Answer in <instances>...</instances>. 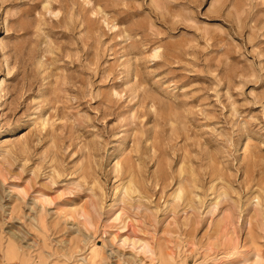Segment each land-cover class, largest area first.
Listing matches in <instances>:
<instances>
[{
  "label": "rangeland",
  "instance_id": "obj_1",
  "mask_svg": "<svg viewBox=\"0 0 264 264\" xmlns=\"http://www.w3.org/2000/svg\"><path fill=\"white\" fill-rule=\"evenodd\" d=\"M0 264H264V0H0Z\"/></svg>",
  "mask_w": 264,
  "mask_h": 264
},
{
  "label": "bare ground",
  "instance_id": "obj_2",
  "mask_svg": "<svg viewBox=\"0 0 264 264\" xmlns=\"http://www.w3.org/2000/svg\"><path fill=\"white\" fill-rule=\"evenodd\" d=\"M243 146H245V144L243 145ZM133 186V185H132ZM131 188H135V187H131ZM124 191V190H123ZM130 191H132V190H130ZM181 192V191H180ZM183 192V191H182ZM134 193H136V190L134 189ZM181 198V197H180ZM92 211H94V209H92ZM70 212V211H69ZM81 212V211H80ZM96 212V211H95ZM90 213V212H89ZM92 214V213H91ZM91 214H88L87 213V211H86V213L84 212L83 213V216H84V219L85 220H87L88 222H90L91 221V219L93 218L92 217V215ZM98 214H99V212H98ZM121 214V213H120ZM74 215H76V214H74ZM94 215H96V214H94ZM92 217V218H91ZM96 217H97V215H96ZM118 217V219L120 218V215H118L117 214V216H116V218ZM68 218V217H67ZM191 218V217H190ZM232 218V217H231ZM95 219V218H94ZM72 220V219H71ZM186 220H188V219H186ZM234 220V219H233ZM117 220L115 219V222H116ZM123 221V220H122ZM86 222V221H85ZM128 222V221H127ZM117 223V222H116ZM188 223V222H187ZM127 224V223H126ZM189 224V223H188ZM235 224V223H234ZM225 226V225H224ZM129 228V227H128ZM123 230V229H122ZM125 230V229H124ZM225 235V234H224ZM138 241V240H137ZM136 241V242H137ZM126 242V241H125ZM139 242V241H138ZM147 244H148V242H147ZM140 249V248H139ZM144 249H148V250H150V252H152V249L148 246H145L144 247ZM154 251V250H153ZM101 251H99L97 248H93L92 249V255L94 256L93 257V261H92V263H96L97 261H98V259H99V253H100ZM253 257V256H252ZM251 257V258H252Z\"/></svg>",
  "mask_w": 264,
  "mask_h": 264
}]
</instances>
